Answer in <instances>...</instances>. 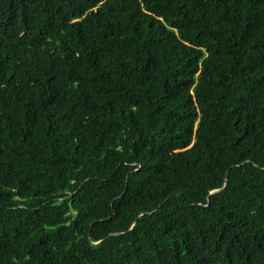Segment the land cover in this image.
Listing matches in <instances>:
<instances>
[{
  "label": "trees",
  "instance_id": "trees-1",
  "mask_svg": "<svg viewBox=\"0 0 264 264\" xmlns=\"http://www.w3.org/2000/svg\"><path fill=\"white\" fill-rule=\"evenodd\" d=\"M0 264H264V0H0Z\"/></svg>",
  "mask_w": 264,
  "mask_h": 264
},
{
  "label": "water",
  "instance_id": "water-1",
  "mask_svg": "<svg viewBox=\"0 0 264 264\" xmlns=\"http://www.w3.org/2000/svg\"><path fill=\"white\" fill-rule=\"evenodd\" d=\"M226 176H227V174H225L222 188L219 189V190H214V191L210 192L209 193V196L212 195V194L218 193V192H220L223 189V187L225 185V182H226ZM207 203H208V199H207ZM110 235H117V234H110ZM92 244H94V243H92Z\"/></svg>",
  "mask_w": 264,
  "mask_h": 264
}]
</instances>
